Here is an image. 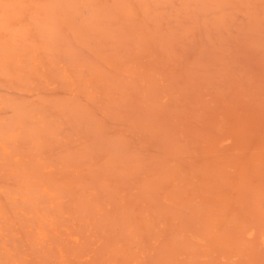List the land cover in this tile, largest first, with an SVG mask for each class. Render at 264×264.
I'll return each instance as SVG.
<instances>
[{
    "label": "bare ground",
    "instance_id": "obj_1",
    "mask_svg": "<svg viewBox=\"0 0 264 264\" xmlns=\"http://www.w3.org/2000/svg\"><path fill=\"white\" fill-rule=\"evenodd\" d=\"M0 264H264V0H0Z\"/></svg>",
    "mask_w": 264,
    "mask_h": 264
}]
</instances>
